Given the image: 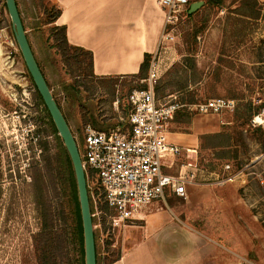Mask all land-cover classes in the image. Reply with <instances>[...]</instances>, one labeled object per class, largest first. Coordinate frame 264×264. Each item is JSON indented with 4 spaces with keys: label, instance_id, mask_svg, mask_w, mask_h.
Wrapping results in <instances>:
<instances>
[{
    "label": "rangeland",
    "instance_id": "1",
    "mask_svg": "<svg viewBox=\"0 0 264 264\" xmlns=\"http://www.w3.org/2000/svg\"><path fill=\"white\" fill-rule=\"evenodd\" d=\"M243 1L223 0L217 8L205 0L190 3L188 6L196 2L203 5L190 14V19L185 17L186 7L183 9L171 30L172 40L162 41L148 65L153 60L159 70L153 90L158 104L183 106L170 122L173 129L187 133L193 126L195 131L208 132L200 136L194 160L201 183L223 185L228 177L237 180L232 186L244 209L243 213L239 210L246 242L243 264H264V138L261 128L249 126L253 116L264 112V18H254L251 7L241 5ZM15 2L33 54L75 141L82 140L83 128L90 126L91 119L123 117L127 96L144 85L148 67L145 79L80 76L73 80L52 47L59 33L47 25L55 15L54 4L50 0ZM3 4L0 0V264H40V221L32 166L43 167L38 142H46L52 156L56 155L55 144L34 100ZM68 55L74 53L69 51ZM74 83L75 88L70 89ZM216 98L234 101L233 110L198 116L194 106ZM239 115L251 116L244 123L235 121ZM187 116L188 124L184 123ZM227 137V147L210 148L226 145ZM223 188L225 196H232L228 185ZM48 192L54 208L59 202L51 190ZM61 220L58 215L54 223L57 230L62 227ZM104 228V237L96 231L99 264H107L116 256L114 251L105 256L106 242L111 243L116 232L105 224ZM77 261L76 248L66 240L60 245L56 263Z\"/></svg>",
    "mask_w": 264,
    "mask_h": 264
},
{
    "label": "crops",
    "instance_id": "2",
    "mask_svg": "<svg viewBox=\"0 0 264 264\" xmlns=\"http://www.w3.org/2000/svg\"><path fill=\"white\" fill-rule=\"evenodd\" d=\"M50 1L59 12L54 25L64 27L68 45L91 54L92 74L98 79L135 77L144 57L152 58L160 47L165 11L159 0ZM194 1L201 0L189 4ZM127 109L125 104L124 116L116 120H95V130L119 126ZM173 125L166 126V140L180 153L166 156L160 171L174 177L193 174L185 185V199L166 189L162 200L116 230L105 256L114 251L117 258L107 264H243L246 242L239 210L244 209L232 186L237 180L224 186L202 184L194 160L200 136L208 132L192 126L186 133ZM227 185L230 197L222 192Z\"/></svg>",
    "mask_w": 264,
    "mask_h": 264
},
{
    "label": "built area",
    "instance_id": "3",
    "mask_svg": "<svg viewBox=\"0 0 264 264\" xmlns=\"http://www.w3.org/2000/svg\"><path fill=\"white\" fill-rule=\"evenodd\" d=\"M188 2H157L165 11L160 44L164 40H172L171 30ZM158 77L159 70L151 60L143 81L145 88L128 94L127 113L119 119L120 125L109 131L85 126L81 143L75 141L85 175L88 201L91 200L93 207V230L99 231L103 237L104 224L111 232L120 229L151 203L162 200L166 189L185 199V185L193 178V174L174 177L160 171L166 156L180 153L179 148L167 143L166 126L183 106L158 104L153 91ZM233 108L234 101L221 98L194 106L195 112L201 115L231 112ZM249 126L264 131V112L253 116ZM232 179L228 177L222 184Z\"/></svg>",
    "mask_w": 264,
    "mask_h": 264
},
{
    "label": "trees",
    "instance_id": "4",
    "mask_svg": "<svg viewBox=\"0 0 264 264\" xmlns=\"http://www.w3.org/2000/svg\"><path fill=\"white\" fill-rule=\"evenodd\" d=\"M205 3L208 5H211L212 7H220L223 3V0H205ZM16 4V2H15ZM189 2L185 8V10H188ZM241 5H246L248 7H251L252 13L254 14V18L262 17L264 18V3L258 4L256 0H244ZM4 8L5 5L3 4ZM17 7V4H16ZM18 10V7H17ZM18 14L20 16L19 10ZM59 15L58 10L56 9L55 15L52 16V18L49 19V22L47 25H51L53 30L59 31L57 34V37L54 39L55 46H52L56 52L58 53L62 65L68 70L69 76L74 78L80 77V76H90L91 78L97 79L92 74V56L89 52H86L80 48H75L70 45H68L65 37V29L64 27H57L53 26L55 24V21ZM240 15V14H239ZM244 16V15H241ZM185 17L187 19H190L192 15H187L185 12ZM246 17V16H244ZM21 20V17H20ZM21 23L23 25V22L21 20ZM24 29V26H23ZM25 32V29H24ZM26 35V33H25ZM28 44L30 46L28 37L26 35ZM31 52L33 54L32 48L30 46ZM72 51L74 55L69 56L68 52ZM34 56V54H33ZM34 59L36 61V64L50 90V87L45 79V76L43 74V71L38 64L35 56ZM150 57L145 56L143 63L140 65V69L138 74L134 78L138 79H145L144 74L148 67ZM74 74V76H73ZM28 75V73H27ZM76 75V76H75ZM28 78L31 82V85L34 90V100L36 104L41 108L43 113V118L46 121V125L49 128L50 134L54 139L55 144V152L56 155L52 156L49 154V148L46 142H38L37 147L40 150V153L42 155V164L43 167L39 164H34L32 166V183H33V195H34V201H35V209L37 217L40 221V229L37 237V247L39 251V263L40 264H57L56 263V255L58 251L60 250V245L64 244L66 240L71 242V245L76 248L77 255H78V261L77 264H84V253H83V235H82V225H81V218H80V209H79V203H78V195H77V188H76V182L74 177V172L72 168L71 161L69 159V156L63 146V143L59 136L57 135V132L54 128V125L50 119L49 114L47 113V110L45 109L43 102L38 95L32 80L30 76L28 75ZM73 87H70V89L75 88V83L72 84ZM145 86H141V89H144ZM54 98V96L52 95ZM55 100V99H54ZM60 112L61 108L57 101L55 100ZM186 102L184 104L189 105ZM63 115V113H62ZM250 116L247 115H239L237 118H235V121L243 120L244 123L248 122L250 119ZM64 117V115H63ZM65 119V117H64ZM189 116H187L184 123L188 124ZM66 121V119H65ZM177 121V120H176ZM90 126L95 129V120L91 119ZM67 123V121H66ZM178 123V121H177ZM261 130V129H260ZM259 131V130H257ZM260 134L264 138V133L259 131ZM217 137V136H216ZM81 139H77V143H81ZM229 139L227 137V143L226 145H212L211 149H221L228 146ZM44 173V174H43ZM49 190H51L53 194V198L56 202H59L58 204L54 205V208L51 205V202H49L47 198V194H49ZM55 195V196H54ZM53 198L51 200H53ZM89 208L90 213H93V207L91 204V200L89 199ZM58 215L62 216V227L60 230H57L55 226L56 217ZM94 220L92 219V224H94ZM97 236L96 232H94V245H95V259L96 264H99V253L97 250ZM110 243L106 242V251H108ZM117 258V255L114 259Z\"/></svg>",
    "mask_w": 264,
    "mask_h": 264
},
{
    "label": "water",
    "instance_id": "5",
    "mask_svg": "<svg viewBox=\"0 0 264 264\" xmlns=\"http://www.w3.org/2000/svg\"><path fill=\"white\" fill-rule=\"evenodd\" d=\"M4 5L10 20L13 38L25 69L50 116L57 135L61 139L72 164L82 225L84 264H96L94 230L89 208L86 180L81 167L75 139L36 64L18 14L15 0H4ZM202 5V2L191 4L188 7L187 14L190 15L194 13Z\"/></svg>",
    "mask_w": 264,
    "mask_h": 264
}]
</instances>
